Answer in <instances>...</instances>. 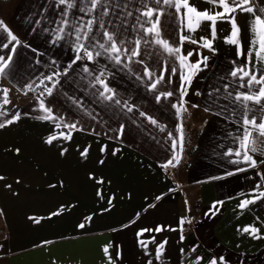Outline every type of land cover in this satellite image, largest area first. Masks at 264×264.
Returning <instances> with one entry per match:
<instances>
[{
    "label": "crops",
    "instance_id": "0c3cea01",
    "mask_svg": "<svg viewBox=\"0 0 264 264\" xmlns=\"http://www.w3.org/2000/svg\"><path fill=\"white\" fill-rule=\"evenodd\" d=\"M191 2L201 10L210 7L204 0ZM135 7H139L136 0L130 5ZM135 15L130 18L132 23ZM0 19L22 42L16 47L8 75L0 76V105L3 89L9 90L10 100L0 108L8 113L0 121L20 113L18 121L0 129V177H4L0 180L3 219L0 264H107L102 250L106 245L110 246L113 264H148L149 260L152 264H196L197 257L202 258L199 264H208L211 258H216L219 264L221 256L224 264H264V200H257L243 210L238 207L241 200L249 198L247 194L258 182L264 183L257 176L258 172L264 173V164L253 169L244 163L230 162L238 159L225 153L237 146L233 137L242 132L236 123L240 109H236L237 115L231 119L217 114L221 110L219 105L235 107L222 98V86L232 79L229 73L233 61L244 63L243 57L238 58L236 47L225 42L230 32L228 23L217 24L214 52L196 44H183L184 54L194 53L190 61L202 56H207L208 61L207 67L201 65L203 71L187 87L184 97L187 111L179 117L172 108L179 97V74L171 77V83L162 82L156 91H149L147 78L142 82L133 74H143L141 64L133 63L131 72L109 64L114 72L109 77V86L122 101L135 105L132 112H127L120 106L96 101L91 94L95 90L89 89L87 81L80 78L81 66L86 63L82 61L60 78L52 96L41 97L54 115L63 117L52 121L37 119L44 115L37 100L43 86H38L37 77L62 71L75 55L69 43L61 41L53 45L50 32L43 31L56 26L53 21L58 19V9L54 0H0ZM36 20H40L39 26ZM237 22L247 49L251 17L238 14ZM161 27L165 39L174 44L179 42L174 15L162 17ZM127 35L131 39L134 33L129 31ZM192 35L211 39L207 22ZM5 37L0 31V43L6 42ZM9 49H0V55L6 57ZM152 51L153 55L148 58L145 54L144 59L159 74L166 54L159 48ZM168 65L178 67L170 58ZM89 67L95 69L97 65ZM165 77L167 81V73ZM33 81L32 90L24 87ZM215 88L221 92L209 97L208 93ZM166 91H172L174 96L157 102L156 95ZM216 96L221 98L213 104ZM70 97L82 100L83 108H78ZM206 107L211 110L205 111ZM141 111L158 123L153 125L140 116ZM225 115L231 116V112ZM76 122L77 129L63 126ZM180 124L184 140L182 148L177 142L179 163L165 168L163 165L176 154L172 139L178 138ZM61 133L71 139L65 140ZM52 135L57 139L47 144L45 141ZM62 149H66L63 155ZM85 149L87 155L82 156ZM255 159L259 162L264 156L256 154ZM237 168L246 171L238 172ZM228 172L233 175H227ZM101 180L103 183H98ZM217 201L223 203L213 209ZM62 206L65 211L50 217ZM29 217L41 218L40 223ZM181 217L191 219L183 232ZM81 223L85 225L83 229L78 227ZM161 225L164 226L161 232L138 236L142 229ZM246 226L258 228L260 238L244 233L242 229ZM140 240L148 242L146 249L140 246ZM161 242L166 243L157 260L156 247Z\"/></svg>",
    "mask_w": 264,
    "mask_h": 264
},
{
    "label": "snow or ice",
    "instance_id": "6c2138e0",
    "mask_svg": "<svg viewBox=\"0 0 264 264\" xmlns=\"http://www.w3.org/2000/svg\"><path fill=\"white\" fill-rule=\"evenodd\" d=\"M55 7L58 9V19L53 21L56 25L54 28H44L43 31L50 32L53 39L51 43L58 45L59 42L65 41L71 45L74 58L62 71H55L50 75L44 76L41 74L37 77L39 80L38 86H43L37 100L39 101V110L44 113L38 116L37 119L41 120H63V117H58L53 114L51 107L45 104L44 99L41 97L52 96L57 86L60 84V78L67 76L70 69L77 62L86 61L81 66V80L87 81L89 89H94L91 94L95 97L96 101L100 103H109L114 106H120L121 109H126L127 112H132L135 105H130L127 100L122 101L118 98L116 90L109 86V77L114 75L108 65L119 70L127 69L132 71L131 65L139 63L143 66V74L133 73L137 80L144 81L147 78L148 83L146 87L149 91H156L159 84L162 82L171 83V77L179 74L180 87L179 97L172 108L175 109L179 117L182 112H186L184 97L187 95V87L191 85L192 79L199 72L207 67V56H202L201 59L192 62L189 57L193 56V52L184 54L182 51L185 42L196 44L201 48H206L214 52L213 41L217 38V24L218 22H226L230 25L229 35L225 38V42L233 45L237 49V56L244 58V63L236 64L233 61L234 67L229 73L232 78L229 83L224 84L222 98L229 102V105L235 107L229 108L228 105H219L220 111L218 115L224 116L225 119H231L237 115L236 109H240V119L236 121L242 132L238 136H234L237 146L229 148L225 155L235 156L238 159L231 160V163L247 164L249 168H257L258 164H264V159L259 162L255 159L256 154L264 156V0H204L210 7L206 9H199L191 0H136L139 7L130 8L134 0H54ZM46 11V9H45ZM78 13V14H76ZM135 22L132 23L130 18ZM249 14L251 22L249 25L250 38L248 48L245 49L242 43V29L237 22L238 14ZM165 15H174L178 24L179 42L172 43L165 39L162 34V17ZM207 22V27L210 29V36H200L198 39L192 35L195 34ZM35 24L40 25V20H36ZM36 29L33 28L34 32ZM0 31L6 34V42L0 43V49H9L6 57L0 55V76H7L10 66L13 62V56L16 52V47L21 45V40L12 32L7 24L0 19ZM134 33V36L129 39L128 32ZM159 48L166 54L163 66L160 73L157 74L145 62L144 55L148 58L153 55V49ZM33 51H36L33 49ZM159 55V53H157ZM172 60L173 65L169 68L168 60ZM100 60H105L107 63L101 64ZM39 63V60L36 61ZM53 64L56 61H52ZM89 64H95V69H90ZM165 73L168 74L166 81ZM45 81L48 83L45 84ZM32 83L25 84V88L32 90ZM50 85V86H49ZM235 87V92L229 91L230 88ZM239 89H247L246 91H239ZM8 89H3V104L8 105ZM220 88H215L208 93L209 97H213L214 93H220ZM199 94V93H198ZM172 91L160 92L156 95L157 102L162 98L173 97ZM221 96H216L212 103L215 104ZM72 102L78 108H83V101L71 98ZM198 107V105H193ZM210 107H206L205 111H210ZM231 112V116H226L225 113ZM96 119L91 112L87 113ZM8 115L5 111H0V117ZM140 116L145 117L150 123L156 125L158 122L151 116L144 112H140ZM20 113H16L11 119L0 121V129L18 121ZM77 123H65L63 126L69 129H77ZM60 127V124L56 125ZM124 126H120V133H123ZM164 128L161 126V131ZM179 132L178 138L172 139V149L176 153L177 142L179 141L182 148L183 145V125L180 124L177 128ZM65 140L71 139L68 134L61 133ZM169 137L172 133H168ZM229 135H232L229 133ZM57 136L52 135L45 141L47 144H52ZM104 150L103 148L101 149ZM19 152V149L16 150ZM66 151L62 149L61 154ZM115 154V153H114ZM82 156L87 155V149L82 153ZM102 164L103 161L101 160ZM179 163V154L176 153L171 159L167 161L163 167H175ZM236 171H246L245 168H237ZM227 175H233L228 172ZM261 181H264V173H257ZM4 177H0V180ZM103 183V181H98ZM10 187V185L8 186ZM100 195V193H97ZM249 198L240 201L238 207L243 210L249 205L254 204L257 200H264V183L258 182L256 187L247 194ZM159 199V197L157 198ZM111 203V200H109ZM187 204V201L185 202ZM223 201H217L213 204L212 208H216V204H222ZM66 209L62 206L55 212L50 214L56 216L61 214ZM211 211V210H210ZM49 217V218H50ZM34 223H40L41 218L29 217ZM91 220V217L87 218ZM191 223V219L181 217L179 220L180 231L183 232L184 225ZM83 229V223L78 225ZM164 226H157L155 229H142L138 236L143 235L145 232H161ZM176 230V229H170ZM244 233H250L255 238L259 229L254 226H246L242 229ZM155 239L154 237L152 238ZM183 239V235H181ZM49 243L48 241L44 242ZM147 243L140 240L139 244L142 248H147ZM166 242H161L156 247V258L160 259L162 251ZM109 247L104 246L103 252L107 256V264H113V259L109 255ZM183 251V250H181ZM192 251L195 252L196 248L193 247ZM119 258V252H117ZM201 257L196 258V264H199ZM148 264H152L149 260ZM208 264H218L216 258H211ZM219 264H224V257H219Z\"/></svg>",
    "mask_w": 264,
    "mask_h": 264
},
{
    "label": "trees",
    "instance_id": "16d2710c",
    "mask_svg": "<svg viewBox=\"0 0 264 264\" xmlns=\"http://www.w3.org/2000/svg\"><path fill=\"white\" fill-rule=\"evenodd\" d=\"M3 222V219H2V216H1V212H0V225H1V223ZM2 233V229H1V227H0V234Z\"/></svg>",
    "mask_w": 264,
    "mask_h": 264
},
{
    "label": "built area",
    "instance_id": "2783aa9c",
    "mask_svg": "<svg viewBox=\"0 0 264 264\" xmlns=\"http://www.w3.org/2000/svg\"><path fill=\"white\" fill-rule=\"evenodd\" d=\"M42 90H43V88H42Z\"/></svg>",
    "mask_w": 264,
    "mask_h": 264
}]
</instances>
